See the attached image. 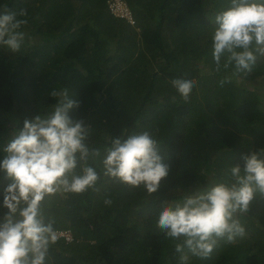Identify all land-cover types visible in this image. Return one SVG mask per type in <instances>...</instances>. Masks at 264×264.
<instances>
[{
	"label": "trees",
	"instance_id": "obj_1",
	"mask_svg": "<svg viewBox=\"0 0 264 264\" xmlns=\"http://www.w3.org/2000/svg\"><path fill=\"white\" fill-rule=\"evenodd\" d=\"M127 2L134 23L111 12L108 0H0V11L24 9L27 17L18 18L28 20L19 52L0 46V147L55 103L54 88L66 87L79 102L69 115L91 126L98 144L125 130H152L170 165L150 196L102 177L97 192L56 199L48 212L73 239L60 236L49 264H179L173 243L155 228L158 205L264 149V58L223 87V73L201 75L198 67H213L207 36L226 0ZM175 78L197 80L190 102L172 87ZM6 183L0 173V192ZM238 219L243 238L221 240L208 259L191 264H264V199L257 194Z\"/></svg>",
	"mask_w": 264,
	"mask_h": 264
},
{
	"label": "clouds",
	"instance_id": "obj_2",
	"mask_svg": "<svg viewBox=\"0 0 264 264\" xmlns=\"http://www.w3.org/2000/svg\"><path fill=\"white\" fill-rule=\"evenodd\" d=\"M18 17H27V11H0V46L13 53L27 36L23 28L28 20ZM210 23L213 67L203 61L198 67L201 75L223 73V87L251 73L258 58H264V0H226ZM197 83L194 78L171 81L184 103L190 102ZM69 92L54 88L49 96L55 103L25 119L0 147V173L7 181L0 192V209H6L0 215V264H49L50 250L60 239L48 212L56 199L97 192L102 177L150 196L169 175L170 165L160 154L163 142L154 131L125 130L98 144L91 126L69 115L79 107ZM257 194L264 199V149L243 155L242 163L229 165L206 187L162 201L155 228L173 243L179 264H191L192 257L208 259L221 240L230 244L246 235L238 215L250 211ZM112 202L104 200L105 205Z\"/></svg>",
	"mask_w": 264,
	"mask_h": 264
},
{
	"label": "built area",
	"instance_id": "obj_3",
	"mask_svg": "<svg viewBox=\"0 0 264 264\" xmlns=\"http://www.w3.org/2000/svg\"><path fill=\"white\" fill-rule=\"evenodd\" d=\"M109 8L116 15L126 17L129 21L135 22L132 9L124 0H108ZM59 236H65L67 240L73 239V233L70 229H57Z\"/></svg>",
	"mask_w": 264,
	"mask_h": 264
},
{
	"label": "rangeland",
	"instance_id": "obj_4",
	"mask_svg": "<svg viewBox=\"0 0 264 264\" xmlns=\"http://www.w3.org/2000/svg\"><path fill=\"white\" fill-rule=\"evenodd\" d=\"M136 24V23H135ZM140 30V29H139ZM177 37H178V35H177Z\"/></svg>",
	"mask_w": 264,
	"mask_h": 264
}]
</instances>
